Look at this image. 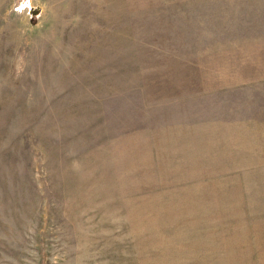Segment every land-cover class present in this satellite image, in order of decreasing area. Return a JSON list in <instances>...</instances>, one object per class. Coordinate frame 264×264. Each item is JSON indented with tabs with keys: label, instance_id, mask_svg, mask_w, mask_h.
Wrapping results in <instances>:
<instances>
[{
	"label": "rangeland",
	"instance_id": "rangeland-1",
	"mask_svg": "<svg viewBox=\"0 0 264 264\" xmlns=\"http://www.w3.org/2000/svg\"><path fill=\"white\" fill-rule=\"evenodd\" d=\"M0 264H264V0H0Z\"/></svg>",
	"mask_w": 264,
	"mask_h": 264
}]
</instances>
